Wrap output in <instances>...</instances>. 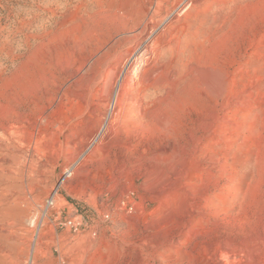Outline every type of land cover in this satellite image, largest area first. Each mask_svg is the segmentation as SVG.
Listing matches in <instances>:
<instances>
[{"label": "rangeland", "instance_id": "1", "mask_svg": "<svg viewBox=\"0 0 264 264\" xmlns=\"http://www.w3.org/2000/svg\"><path fill=\"white\" fill-rule=\"evenodd\" d=\"M159 2L0 0V174L27 197L0 264H264V0L195 4L162 53L193 61L175 95L91 142Z\"/></svg>", "mask_w": 264, "mask_h": 264}, {"label": "bare ground", "instance_id": "2", "mask_svg": "<svg viewBox=\"0 0 264 264\" xmlns=\"http://www.w3.org/2000/svg\"><path fill=\"white\" fill-rule=\"evenodd\" d=\"M201 1L175 0L174 7L171 8L167 18L164 21H160L156 15L161 13L165 8L163 0H160L158 9L153 14L151 13V16L144 22L135 24L130 28L128 32L129 36L125 37L128 41V51L120 52L119 55L123 56L129 53L131 55L126 59L125 68L121 74V78L119 77V87L117 93H115L112 106L109 107V119L108 121L106 120V123L105 121L102 122L100 128L93 133L95 135L91 137L92 144L96 145L106 141L108 138L110 139L111 134L119 130L118 126L125 122L127 123L129 118L133 116L131 115L133 111L130 109V103H133L132 108L137 109L138 112L146 111L147 107H154L157 111L161 104L175 95L178 86L181 84L180 76L182 72L193 61L189 60L190 54L183 55L181 61L178 62L180 66H176L177 61H174V58L163 62L162 53L167 48L173 52H179V44L177 43L175 48L173 45L174 42H177L173 33L177 32L181 24L179 26L175 24L181 22L186 12L190 13L192 7ZM201 72L197 67H190L191 76L201 74ZM110 73L107 76L106 82L104 81L106 90L115 82L116 78L113 71ZM203 81L208 83L210 87H215L222 79L218 74L214 73L209 77L206 76ZM92 89L91 93L94 92ZM3 182L6 185L0 189V222L5 225L8 215L12 211L17 210L23 204L22 201L26 200L27 197L22 196L25 187L19 178L0 174V187ZM31 223H35V220L31 219ZM0 230L3 233L6 232L8 235L12 234L6 227Z\"/></svg>", "mask_w": 264, "mask_h": 264}]
</instances>
